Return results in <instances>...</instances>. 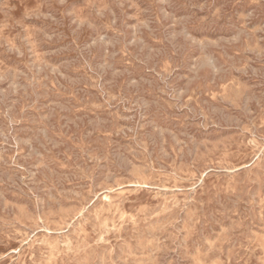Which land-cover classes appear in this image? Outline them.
I'll return each instance as SVG.
<instances>
[{
  "label": "rangeland",
  "instance_id": "374dc122",
  "mask_svg": "<svg viewBox=\"0 0 264 264\" xmlns=\"http://www.w3.org/2000/svg\"><path fill=\"white\" fill-rule=\"evenodd\" d=\"M0 109V264H264V0H0Z\"/></svg>",
  "mask_w": 264,
  "mask_h": 264
},
{
  "label": "bare ground",
  "instance_id": "6f19581e",
  "mask_svg": "<svg viewBox=\"0 0 264 264\" xmlns=\"http://www.w3.org/2000/svg\"><path fill=\"white\" fill-rule=\"evenodd\" d=\"M14 6V5H13ZM11 8H13V7H11ZM3 10V9H2ZM7 11V10H6ZM4 12V11H3ZM9 14V13H8ZM81 23V22H80ZM110 24H111V22H110ZM80 25V24H79ZM113 26V25H112ZM242 26V25H241ZM114 27V26H113ZM239 27V26H238ZM244 27V26H243ZM82 29V28H81ZM114 29H116V28H114ZM241 30V29H240ZM243 30V29H242ZM137 31V30H136ZM245 32V31H244ZM238 33V32H237ZM241 32L239 31V33L238 34H240ZM251 33V32H250ZM237 34V35H238ZM236 35V34H235ZM241 35H243V34H241ZM240 35V36H241ZM246 35V34H245ZM239 36V35H238ZM239 36V38H241ZM249 36V35H248ZM251 36V35H250ZM237 37V36H236ZM113 39H116V38H113ZM252 39V38H251ZM235 40V39H234ZM113 41V40H112ZM119 41V40H118ZM121 42V41H120ZM234 42V41H233ZM108 43V42H107ZM116 43H118L117 41H116ZM124 43V42H123ZM245 43V41L243 42V44ZM126 45V44H125ZM244 46H245V44H244ZM235 47V46H234ZM240 48V47H239ZM113 49V48H112ZM116 49V48H115ZM126 50V49H125ZM124 50V51H125ZM239 50H241V49H239ZM111 51V50H110ZM119 51V50H118ZM112 52V51H111ZM129 52V51H128ZM213 52V51H212ZM96 53V52H95ZM122 53V52H121ZM22 54V53H21ZM207 55H209V54H207ZM95 56V55H94ZM211 56H212V54H211ZM161 58V57H160ZM163 58V57H162ZM132 59V58H131ZM206 59V58H205ZM87 60V59H86ZM160 61V60H159ZM29 62V61H28ZM82 62V61H81ZM205 63V62H204ZM76 64V63H75ZM74 64V65H75ZM78 64V63H77ZM86 64V63H85ZM163 64V63H162ZM225 64V63H224ZM90 65V64H89ZM38 67V66H37ZM89 67V66H88ZM94 67V66H93ZM230 67H233V66H230ZM28 68V67H27ZM31 69V68H30ZM93 72V71H92ZM82 74V73H81ZM85 75V74H84ZM232 75V74H231ZM55 76V75H54ZM86 76V75H85ZM119 76V75H118ZM117 76V77H118ZM227 76V75H226ZM53 77V76H52ZM197 77V76H196ZM199 78H201V77H199ZM203 78H205V77H203ZM218 78V77H217ZM47 79V78H46ZM92 79V78H91ZM115 79V78H114ZM195 79V78H194ZM210 79V78H209ZM213 79H215V78H213ZM197 80V79H196ZM199 80V79H198ZM217 80V79H216ZM222 80V79H221ZM126 81V80H125ZM206 81V80H205ZM217 82V81H216ZM193 83V82H192ZM203 83V82H202ZM209 83V82H208ZM227 83V82H226ZM234 84H236V83H234ZM51 85V84H50ZM55 85V84H54ZM225 85V84H224ZM119 86V85H118ZM204 86H205V83H204ZM211 86V85H210ZM210 86H209V88H210ZM238 86V85H237ZM52 87V86H51ZM60 87V86H59ZM94 87V86H93ZM97 87V86H96ZM99 87V86H98ZM114 87V86H113ZM197 87V86H196ZM212 87V86H211ZM221 87V86H220ZM55 88V87H54ZM109 88V87H108ZM112 88V87H111ZM195 88V87H194ZM202 88V87H201ZM216 88V87H215ZM219 88V87H218ZM218 88H216V89H218ZM115 89V88H114ZM113 89V90H114ZM151 89V88H150ZM207 90V89H206ZM210 90V89H209ZM221 90V89H220ZM29 91H31V90H29ZM122 91H123V89H122ZM24 92V91H23ZM57 92V91H56ZM71 92V91H70ZM105 92V91H104ZM115 92V91H114ZM128 92V91H127ZM207 92V91H206ZM209 92V91H208ZM211 92V91H210ZM215 92H217V91H215ZM254 92V91H253ZM27 93V92H26ZM25 93V94H26ZM55 93V92H54ZM66 93H67V90H66ZM129 93V92H128ZM22 94V93H21ZM73 94V93H72ZM209 94H211V93H209ZM213 95H214V93H212ZM62 95V94H61ZM115 95V94H114ZM117 95V94H116ZM217 95V94H216ZM255 95V94H254ZM78 95H76V97H77ZM103 96H104V94H103ZM117 96H119V95H117ZM73 97V96H72ZM256 97V96H255ZM27 98V97H26ZM81 98V97H80ZM99 98V97H98ZM259 98V97H258ZM22 99V98H21ZM25 99V98H24ZM97 98H95V100H96ZM192 99V98H191ZM90 100V99H89ZM88 100V101H89ZM100 100V99H99ZM22 101V100H21ZM27 101V100H26ZM30 101V100H29ZM259 101V100H258ZM98 102V101H97ZM18 103V102H17ZM99 103V102H98ZM16 104V103H15ZM77 104H78V102H77ZM201 104V103H200ZM20 105V104H19ZM30 105V104H29ZM256 105V104H255ZM255 105H253V106H255ZM16 106H18V105H15V107ZM25 106V105H24ZM36 106V105H35ZM75 106V105H74ZM81 106V105H80ZM85 106V105H84ZM203 106V105H202ZM258 106V105H257ZM53 107H54V105H53ZM109 107V106H108ZM256 107V106H255ZM2 109H3V107H1ZM39 108V107H38ZM204 108V107H203ZM27 109V108H26ZM42 109V108H41ZM45 109H47V108H45ZM44 109V110H45ZM57 109V108H56ZM85 109V108H84ZM256 109V108H255ZM1 110V109H0ZM12 110V109H11ZM10 110V111H11ZM18 110V109H17ZM16 110V111H17ZM33 110V109H32ZM37 110V109H36ZM91 110V109H90ZM204 110V109H203ZM7 111V110H6ZM19 111V110H18ZM25 111V110H24ZM71 111V110H70ZM88 111V110H87ZM207 111V110H206ZM209 111V110H208ZM5 112V111H4ZM13 112H14V110H13ZM58 112H60V111H58ZM89 112V111H88ZM6 113V112H5ZM70 113H72V112H70ZM78 113V112H77ZM102 113V112H101ZM107 113H108V111H107ZM1 114V113H0ZM38 114V113H37ZM48 114V113H47ZM104 114V113H103ZM9 115V114H8ZM39 115V114H38ZM37 115V116H38ZM41 115V114H40ZM53 115V114H52ZM95 115V114H94ZM1 116V115H0ZM6 116V115H5ZM21 116V115H20ZM23 116V115H22ZM36 116V115H35ZM54 116H55V113H54ZM71 116V115H70ZM77 116V115H76ZM112 116V115H111ZM46 117V116H45ZM75 117V116H74ZM98 117V116H97ZM107 117H108V115H107ZM115 118V117H114ZM36 119H39V117L38 118H36ZM74 119V118H73ZM103 119V118H102ZM41 120V119H40ZM64 120V119H63ZM75 120V119H74ZM104 120V119H103ZM114 120V119H113ZM5 121V120H4ZM29 121V120H28ZM38 121V120H37ZM60 121V120H59ZM80 121V120H79ZM18 122V121H17ZM34 122V121H33ZM36 122V121H35ZM74 122H76V121H74ZM40 123V122H39ZM46 123H48V122H46ZM53 123V122H52ZM69 123V122H68ZM77 123H78V121H77ZM80 123V122H79ZM113 123V122H112ZM14 124V123H13ZM49 124V123H48ZM116 124V123H115ZM40 125V124H39ZM50 125V124H49ZM49 125L47 126V127H49ZM57 125V124H56ZM62 125V124H61ZM60 125V126H61ZM72 125V124H71ZM82 125V124H81ZM108 125V124H107ZM109 125H110V123H109ZM108 125V126H109ZM117 125V124H116ZM8 126V125H7ZM6 126V127H7ZM44 126V125H43ZM51 126V125H50ZM73 126V125H72ZM80 126V125H79ZM92 126V125H91ZM114 126V125H113ZM254 126V125H253ZM252 126V127H253ZM46 127V128H47ZM55 127V126H54ZM65 127V126H64ZM82 127V126H81ZM86 127H87V125H86ZM95 127V126H94ZM260 127H264V126H260ZM52 128V127H51ZM100 128V127H99ZM112 128V127H111ZM116 128V127H115ZM115 128H113V129H115ZM254 128V127H253ZM9 129V128H8ZM34 129H35V127H34ZM96 129V128H95ZM106 129V128H105ZM104 129V130H105ZM110 129V128H109ZM37 130V129H36ZM52 130H54V129H52ZM81 130H82V128H81ZM85 130V129H84ZM94 130V129H93ZM112 130V129H111ZM254 130V129H253ZM78 131V130H77ZM86 131H87V129H86ZM99 131H101V130H99ZM103 131V130H102ZM115 131V130H114ZM114 131H113V133H114ZM31 132V131H30ZM69 132V131H68ZM79 132V131H78ZM77 132V133H78ZM105 132V131H104ZM109 132V131H108ZM253 132V131H252ZM33 133V132H32ZM48 133V132H47ZM46 133V134H47ZM95 133V132H94ZM40 134V133H39ZM49 134V133H48ZM55 134V133H54ZM88 134V133H87ZM93 134V133H92ZM241 134V133H240ZM255 134V133H254ZM30 135V134H29ZM51 135V134H50ZM65 135V134H64ZM74 135V134H73ZM42 136V135H41ZM46 136V135H45ZM76 136V135H75ZM97 136H98V134H97ZM101 136V135H100ZM32 137V136H31ZM34 137V136H33ZM51 137V136H50ZM56 137H57V135H56ZM108 137V136H107ZM41 138V137H40ZM83 138V137H82ZM100 138V137H99ZM243 138V137H242ZM32 139V138H31ZM43 139H44V137H43ZM179 139V138H178ZM183 139V138H182ZM185 139V138H184ZM59 140V139H58ZM86 140H87V138H86ZM97 140H98V138H97ZM100 140V139H99ZM102 140H103V138H102ZM108 140H109V137H108ZM112 140V139H111ZM45 141V140H44ZM47 141V140H46ZM63 141V140H62ZM73 141V140H72ZM91 142H93V140H90ZM96 141V140H95ZM145 141V140H144ZM248 141V140H247ZM26 142V141H25ZM39 142V141H38ZM43 142V141H42ZM64 142V141H63ZM109 142V141H108ZM263 142V141H262ZM31 143V142H30ZM40 143V142H39ZM85 143V142H84ZM94 143V142H93ZM49 144V143H48ZM68 144V143H67ZM97 144V143H96ZM98 144H99V142H98ZM97 144V145H98ZM105 144V143H104ZM107 144V143H106ZM109 144V143H108ZM233 144H234V142H233ZM21 145H23V144H21ZM25 145V144H24ZM44 145V144H43ZM102 145V144H101ZM261 145V144H260ZM50 146V145H49ZM87 146V145H86ZM104 146V145H103ZM31 147V146H30ZM48 147V146H47ZM51 147V146H50ZM53 147V146H52ZM111 147V146H110ZM55 148H57V147H55ZM66 148V147H65ZM98 148V147H97ZM104 148V147H103ZM106 148V147H105ZM34 149V148H33ZM43 149V148H42ZM96 149V148H95ZM39 150V149H38ZM48 150V149H47ZM56 150H58V149H56ZM98 150H99V148H98ZM106 150V149H105ZM50 151V150H49ZM70 151V150H69ZM83 151V150H82ZM51 152V151H50ZM64 152V151H63ZM66 152H68V151H66ZM110 152V151H109ZM257 152H258V147H257ZM15 153V152H14ZM40 153V152H39ZM65 153V152H64ZM92 153V152H91ZM2 154V153H1ZM63 154V153H62ZM98 154V153H97ZM256 154V153H255ZM95 155V154H94ZM103 155V154H102ZM44 156V155H43ZM54 156H55V154H54ZM67 156V155H66ZM41 157H42V155H41ZM45 157V156H44ZM63 157V156H62ZM65 157V156H64ZM68 157V156H67ZM105 157V156H104ZM108 157V156H107ZM253 157V156H252ZM2 158H4L3 156H2ZM71 158H72V156H71ZM108 158H110V157H108ZM210 158V157H209ZM7 159V158H6ZM63 159H65V158H63ZM70 159V158H69ZM262 159V158H261ZM10 160V159H9ZM12 160H13V158H12ZM46 160V159H45ZM150 160V159H149ZM7 161V160H6ZM3 162V161H2ZM9 162V161H8ZM48 162V161H47ZM50 162V161H49ZM52 162H53V160H52ZM64 162V161H63ZM72 162V161H71ZM216 162V161H215ZM251 162V161H250ZM254 162V161H253ZM39 163V162H38ZM37 163V164H38ZM56 163V162H55ZM55 163H53V164H55ZM176 163V162H175ZM50 164V163H49ZM59 164V163H58ZM73 164V163H72ZM147 164V163H146ZM151 164H152V162H151ZM8 165V164H7ZM55 165H57V164H55ZM60 165V164H59ZM192 165V164H191ZM257 165V164H256ZM45 166V165H44ZM67 166V165H66ZM200 166V165H199ZM210 166V165H209ZM247 166V165H246ZM38 167V166H37ZM57 167V166H56ZM55 167V168H56ZM62 167V166H61ZM235 167V166H234ZM42 168V167H41ZM41 168H40V170H41ZM57 169V168H56ZM85 169V168H84ZM142 169V168H141ZM151 169V168H150ZM149 169V170H150ZM155 169V168H154ZM197 169V168H196ZM203 169V168H202ZM229 169V168H228ZM59 170V169H58ZM63 170V169H62ZM159 170V169H158ZM163 170V169H162ZM166 170V169H165ZM232 170V169H231ZM61 171V170H60ZM64 171V170H63ZM81 171V170H80ZM153 171V170H152ZM170 171V170H169ZM207 171V170H206ZM205 170H204V172H206ZM40 172V171H39ZM65 172V171H64ZM84 172V171H83ZM145 172H148V171H145ZM173 172H175V171H173ZM225 172V171H224ZM234 172V171H233ZM50 173V172H49ZM91 173V172H90ZM167 173H168V171H167ZM198 173H199V171H198ZM203 173V172H202ZM218 173V172H217ZM41 174H42V171H41ZM45 174V173H44ZM47 174V173H46ZM58 174V173H57ZM221 174V173H220ZM230 174V173H229ZM59 175V174H58ZM86 175V174H85ZM148 175V174H147ZM204 175V174H203ZM209 175V174H208ZM211 175V174H210ZM236 175V174H235ZM48 176V175H47ZM50 176V175H49ZM54 176H55V174H54ZM57 176V175H56ZM68 176V175H67ZM246 176V175H245ZM244 176V177H245ZM41 177V176H40ZM59 177H62V176H59ZM178 177V176H177ZM193 177V176H192ZM232 177V176H231ZM45 178V177H44ZM52 178V177H51ZM56 178V177H55ZM55 178L53 179V180H55ZM84 178H86L85 176H84ZM43 179V178H42ZM75 179V178H74ZM193 179V178H192ZM46 180V179H45ZM52 180V179H51ZM66 180V179H65ZM68 181V180H67ZM75 181V180H74ZM79 181V180H78ZM81 181V180H80ZM162 181V180H161ZM240 181H242V180H240ZM255 181V180H254ZM48 182V181H47ZM57 182V181H56ZM63 182V181H62ZM138 182V181H137ZM137 182H135V183H137ZM142 182V181H141ZM53 183V182H52ZM80 183V182H79ZM83 183V182H82ZM59 184V183H58ZM63 184V183H62ZM67 184V183H66ZM130 184V183H129ZM149 184V183H148ZM152 184V183H151ZM50 185V184H49ZM90 185V184H89ZM123 185V184H122ZM142 185V184H141ZM145 185V184H144ZM172 185V184H171ZM47 185H46V183H45V187H46ZM59 186V185H58ZM135 186V185H134ZM174 186V185H173ZM183 186V185H182ZM91 187V186H90ZM136 187V186H135ZM176 187V186H175ZM184 187V186H183ZM192 187H193V184H192ZM144 188V187H143ZM162 188H164V187H162ZM174 188V187H173ZM177 188V187H176ZM188 188V187H187ZM78 189H80V188H78ZM85 189V188H84ZM90 189V188H89ZM136 189V188H135ZM146 189V188H145ZM168 189V188H167ZM180 189V188H179ZM152 190V189H151ZM184 190V189H183ZM254 190V189H253ZM52 191H54L53 189H52ZM79 191H81V190H79ZM87 191V190H86ZM90 191V190H89ZM119 191V190H118ZM159 191V190H158ZM157 191V192H158ZM178 191V190H177ZM188 191H191V190H188ZM100 192V191H99ZM138 192V191H137ZM173 192V191H172ZM254 192V191H253ZM54 193V192H53ZM132 193V192H131ZM166 193H168V192H166ZM182 193V192H181ZM189 193V192H188ZM236 193V192H235ZM52 194V193H51ZM57 194H58V191H57ZM63 194V193H62ZM67 194V193H66ZM190 194V193H189ZM65 195V194H64ZM89 195V194H88ZM158 195V194H157ZM237 195V194H236ZM240 195V194H239ZM254 195V194H253ZM68 196H69V194H68ZM93 196V195H92ZM107 196H108V194H107ZM119 196V195H118ZM152 196H154V195H152ZM156 196V195H155ZM248 196V195H247ZM251 196V195H250ZM59 197H60V195H59ZM64 197V196H63ZM81 197V196H80ZM87 197V196H86ZM90 197H91V195H90ZM102 197V196H101ZM101 197H99V198H101ZM123 197V196H122ZM217 197H218V195H217ZM108 198H111L110 196H108ZM191 198V197H190ZM75 199V198H74ZM78 199V198H77ZM76 199V200H77ZM87 199V198H86ZM85 199V200H86ZM94 199V198H93ZM136 199V198H135ZM46 200V199H45ZM101 200V199H100ZM105 200V199H104ZM113 200V199H112ZM232 200V199H231ZM234 200V199H233ZM84 201V200H83ZM128 201V200H127ZM215 201H216V199H215ZM89 202V201H88ZM107 202V201H106ZM110 202V201H109ZM131 202V201H130ZM133 202V201H132ZM76 203V202H75ZM80 203V202H79ZM121 203V202H120ZM186 203V202H185ZM193 203H194V201H193ZM218 203V202H217ZM85 204H87V203H85ZM159 204V203H158ZM157 204V205H158ZM169 204V203H168ZM171 204V203H170ZM27 205V204H26ZM108 205V204H107ZM176 205V204H175ZM183 205V204H182ZM105 206V205H104ZM117 206V205H116ZM122 206H123V204H122ZM159 206H161V205H159ZM158 206V207H159ZM33 207V206H32ZM87 207H89V206H87ZM91 207V206H90ZM89 207V208H90ZM99 207V206H98ZM111 207H112V205H111ZM149 207V206H148ZM180 207V206H179ZM185 207V206H184ZM190 207V206H189ZM196 207V206H195ZM235 207V206H234ZM1 208V207H0ZM96 208H97V206H96ZM152 208V207H151ZM183 208V207H182ZM99 209V208H98ZM104 209V208H103ZM108 209V208H107ZM115 209V208H114ZM135 209V208H134ZM153 209V208H152ZM159 209V208H158ZM195 209V208H194ZM33 210V209H32ZM35 210V209H34ZM77 210V209H76ZM94 210H96V209H94ZM204 210V209H203ZM37 211V210H36ZM72 211V210H71ZM70 211V212H71ZM102 211V210H101ZM106 211V210H105ZM149 211H150V209H149ZM33 212V211H32ZM53 212V211H52ZM51 212V213H52ZM66 212H68V211H66ZM73 212H75V211H73ZM89 212V211H88ZM100 212V211H99ZM115 212V211H114ZM151 212V211H150ZM167 212V211H166ZM170 212V211H169ZM202 212V211H201ZM72 213V212H71ZM77 213V212H76ZM81 213V212H80ZM79 213V214H80ZM84 213V212H83ZM105 213V212H104ZM113 213V212H112ZM183 213V212H182ZM68 214V213H67ZM78 214V215H79ZM88 214V213H87ZM97 214V213H96ZM213 214V213H212ZM8 215V214H7ZM37 215V214H36ZM75 215V214H74ZM84 215H86V214H84ZM83 215V216H84ZM95 215V214H94ZM142 215H144V214H142ZM179 215V214H178ZM211 214H209V216H210ZM35 216V215H34ZM99 216V215H98ZM151 216V215H150ZM207 216H208V214H207ZM262 216V215H261ZM67 217V216H66ZM70 217H72V214H71V216H69V218ZM97 217V216H96ZM95 217V218H96ZM162 217V216H161ZM32 218V217H31ZM38 218V217H37ZM40 218V217H39ZM75 219H76V216L74 217ZM108 218V217H107ZM110 218V217H109ZM178 218V217H177ZM176 218V219H177ZM192 218V217H191ZM210 218H211V216H210ZM2 219V218H1ZM36 219V218H35ZM34 219V220H35ZM43 219V218H42ZM71 219V218H70ZM101 219H103V217L101 218ZM212 220H213V218H211ZM52 220V219H51ZM82 220V219H81ZM98 220V219H97ZM149 220V219H148ZM0 221H2V220H0ZM12 221V220H11ZM53 221V220H52ZM73 221V220H72ZM137 221H138V219H137ZM37 222V221H36ZM66 222V221H65ZM64 222V223H65ZM75 222V221H74ZM73 222V223H74ZM87 222V221H86ZM89 222V221H88ZM244 222V221H243ZM71 223V222H70ZM72 223V224H73ZM112 223V222H111ZM204 223V222H203ZM251 223H253V222H251ZM22 224V223H21ZM36 224V223H35ZM71 224V225H72ZM76 224V223H75ZM79 224H80V222H79ZM2 225V224H1ZM32 225V224H31ZM42 225V224H41ZM46 225V224H45ZM78 225V224H77ZM201 225V224H200ZM251 225V224H250ZM20 226V225H19ZM24 226V225H23ZM26 226V225H25ZM35 226V225H34ZM66 226V225H65ZM68 226H69V224H68ZM92 226V225H91ZM127 226V225H126ZM253 226V225H252ZM3 227V226H2ZM11 227V226H10ZM40 227V226H39ZM43 227V226H42ZM63 227H64V225H63ZM95 227V226H94ZM165 227V226H164ZM4 228V227H3ZM22 228V227H21ZM26 228V227H25ZM31 228V227H30ZM34 228V227H33ZM38 228V227H37ZM112 228V227H111ZM121 228V227H120ZM166 228V227H165ZM210 228V227H209ZM250 228V227H249ZM24 229V228H23ZM35 229H36V227H35ZM40 229V228H39ZM44 229V228H43ZM56 229V228H55ZM63 229V228H62ZM62 229H60V230H62ZM73 229H75V228H73ZM95 229V228H94ZM124 229V228H123ZM159 229V228H158ZM163 229V228H162ZM248 229V228H247ZM15 229H13V231H14ZM25 230V229H24ZM32 230V229H31ZM58 230V229H57ZM72 230V229H71ZM78 230V229H77ZM151 230V229H150ZM30 231V230H29ZM38 231V230H37ZM50 231V230H49ZM48 231V232H49ZM55 231V230H54ZM79 231V230H78ZM113 231V230H112ZM159 231V230H158ZM227 231V230H226ZM251 231V230H250ZM249 231V232H250ZM44 232V231H43ZM67 232V231H66ZM105 232H106V229H105ZM120 232V231H119ZM15 233H16V231H15ZM31 233V232H30ZM33 233V232H32ZM69 233V232H68ZM80 233V232H79ZM165 233V232H164ZM29 234V233H28ZM33 234H35V233H33ZM49 234V233H48ZM65 234H67V233H65ZM105 234V233H104ZM262 234V233H261ZM29 235H31V234H29ZM69 235V234H68ZM102 235V234H101ZM150 235V234H149ZM251 235H253V234H251ZM26 236V235H25ZM54 236V235H53ZM56 236V235H55ZM58 236V235H57ZM100 236V235H99ZM132 236V235H131ZM60 237V236H59ZM72 237V236H71ZM74 237V236H73ZM76 237V236H75ZM155 237H157V236H155ZM240 237V236H239ZM70 238V237H69ZM121 238V237H120ZM165 238V237H164ZM264 238V237H263ZM35 239V238H34ZM72 239V238H71ZM100 240H101V238H99ZM116 239V238H115ZM119 239V238H118ZM132 239V238H131ZM161 239V238H160ZM30 240V239H29ZM103 240V239H102ZM101 240V242H103ZM117 240V239H116ZM1 241V240H0ZM24 241V240H23ZM77 241V240H76ZM192 241V240H191ZM238 241V240H237ZM236 241V242H237ZM36 242H38V241H36ZM100 242V243H101ZM105 242V241H104ZM103 242V243H104ZM127 242V241H126ZM158 242V241H157ZM195 242H196V239H195ZM39 243V242H38ZM79 243V242H78ZM109 243V242H108ZM121 243H123V242H121ZM198 243H200V242H198ZM208 243V242H207ZM232 243V242H231ZM40 244V243H39ZM149 244V243H148ZM163 244V243H162ZM232 244H234V243H232ZM243 244V243H242ZM246 244V243H245ZM24 245V244H23ZM22 245V246H23ZM225 245V244H224ZM194 246V245H193ZM238 246V245H237ZM245 246H247V245H245ZM51 247V246H50ZM83 247H84V245H83ZM129 247V246H128ZM150 246L148 245V248H149ZM162 247V246H161ZM225 248H226V246H224ZM259 247H261V246H259ZM73 248V247H72ZM152 248V247H151ZM246 248V247H245ZM257 248V247H256ZM262 248V247H261ZM22 249V248H21ZM90 249V248H89ZM110 249V248H109ZM121 249V248H120ZM134 249V248H133ZM147 249V248H146ZM164 249V248H163ZM214 249V248H213ZM248 249V248H247ZM16 250V249H15ZM70 250V249H69ZM78 250V249H77ZM112 250V249H111ZM116 250V249H115ZM114 250V251H115ZM122 250V249H121ZM150 250V249H149ZM158 250V249H157ZM35 251V250H34ZM71 251V250H70ZM90 251V250H89ZM120 251V250H119ZM253 251V250H252ZM14 252V251H13ZM68 252V251H67ZM78 252V251H77ZM122 252V251H121ZM152 252H154V251H152ZM151 252V253H152ZM214 252V251H213ZM239 252V251H238ZM246 252V251H245ZM244 252V253H245ZM256 252V251H255ZM264 252V251H263ZM37 253V252H36ZM60 253V252H59ZM71 253V252H70ZM90 254L92 253V252H89ZM97 253V252H96ZM111 253H113V252H111ZM115 254V253H114ZM119 254V253H118ZM236 254V253H235ZM263 254V253H262ZM16 255V254H15ZM64 255V254H63ZM221 255V254H220ZM241 255H244V254H242L241 253ZM254 255V254H253ZM96 256V255H95ZM107 256V255H106ZM109 256V255H108ZM234 256V255H233ZM240 256V255H239ZM255 256V255H254ZM257 256V255H256ZM255 256V257H256ZM85 257V256H84ZM254 257V258H255ZM1 258V257H0ZM17 258V257H16ZM106 258V257H105ZM130 258V257H129ZM192 258V257H191ZM66 259V258H65ZM85 259V258H84ZM128 259V258H127ZM131 259V258H130ZM229 259V258H228ZM258 259V258H257ZM67 260H68V258H67ZM82 260V259H81ZM134 260V259H133ZM236 260V259H235ZM14 261V260H13ZM29 261V260H28ZM31 261V260H30ZM78 261V260H77ZM83 261V260H82ZM238 261V260H237ZM247 261V260H246ZM15 262V261H14ZM68 262V261H67ZM103 262V261H102ZM138 262V261H137ZM141 262V261H140ZM235 262V261H234ZM78 263V262H77ZM112 263V262H111ZM116 263V262H115ZM233 263V262H232ZM237 263V262H236ZM245 263H247V262H245ZM11 264V263H10ZM108 264V263H107Z\"/></svg>",
  "mask_w": 264,
  "mask_h": 264
}]
</instances>
